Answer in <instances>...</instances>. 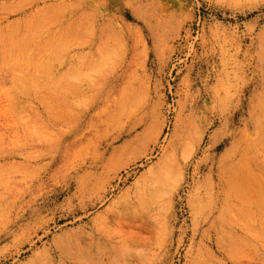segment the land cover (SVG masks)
<instances>
[{
    "label": "rangeland",
    "instance_id": "374dc122",
    "mask_svg": "<svg viewBox=\"0 0 264 264\" xmlns=\"http://www.w3.org/2000/svg\"><path fill=\"white\" fill-rule=\"evenodd\" d=\"M0 264H264V0H0Z\"/></svg>",
    "mask_w": 264,
    "mask_h": 264
}]
</instances>
